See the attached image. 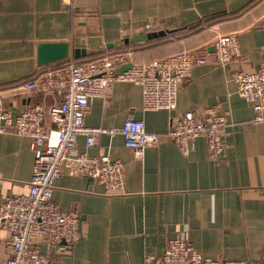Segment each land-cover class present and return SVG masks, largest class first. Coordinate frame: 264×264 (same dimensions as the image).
Here are the masks:
<instances>
[{"label": "crops", "instance_id": "0c3cea01", "mask_svg": "<svg viewBox=\"0 0 264 264\" xmlns=\"http://www.w3.org/2000/svg\"><path fill=\"white\" fill-rule=\"evenodd\" d=\"M263 17L264 0H0V109L17 115L41 105L53 128L61 97L25 85L66 61L127 53L149 64L194 53L209 62L183 81L175 110L144 111L141 88L116 83L108 98L90 102L86 125L119 129L132 118L165 135L183 114L202 115L208 107L229 121L216 160L205 137L188 156L168 139L138 156L122 135H103L89 152L125 164L124 191L107 196L96 181L64 166L53 201L79 214L82 238L70 248L41 241L46 264H155L176 237L213 259L264 264V123L254 122L252 105L233 81L236 71L255 72L264 61ZM229 34L238 36L241 55L220 67L213 43ZM46 43H67L85 55L71 52L65 61L40 65ZM77 148L85 150L84 137ZM34 162L30 138L0 133V205L8 195L28 193ZM8 240L2 230L0 264L10 257Z\"/></svg>", "mask_w": 264, "mask_h": 264}, {"label": "built area", "instance_id": "2783aa9c", "mask_svg": "<svg viewBox=\"0 0 264 264\" xmlns=\"http://www.w3.org/2000/svg\"><path fill=\"white\" fill-rule=\"evenodd\" d=\"M264 33V17L261 21ZM214 62L224 67L240 57L241 47L236 34L221 36L213 43ZM205 55L179 53L166 60L149 64L132 62L130 54H110L89 62L66 61L30 81L29 90L42 95L61 97L55 109V126L46 125V112L41 105H32L14 115L0 109V133H13L30 138L35 162L29 191L24 195H8L0 205V233L9 235L10 257L5 264H46L47 257L39 243L70 248L82 238L80 216L63 211L53 201L55 182L67 166L70 175L91 178L107 196L124 191L126 166L108 156H93L103 135H122L125 146L138 156L147 147L159 145L164 139L172 141L188 156L195 140L205 137L210 158L222 156L227 116L218 107H208L202 115L183 114L165 135L150 133L142 121L129 118L119 129L95 128L86 125L90 102L108 98L116 83H132L141 88L144 111H173L178 92L196 66L206 65ZM131 67L118 72L127 65ZM233 81L238 94L249 102L255 112L254 122L264 123V61L255 72L236 71ZM80 137L85 138V150L77 148ZM155 264H251L246 260H217L203 255L182 237L168 241L163 256Z\"/></svg>", "mask_w": 264, "mask_h": 264}, {"label": "water", "instance_id": "95a60500", "mask_svg": "<svg viewBox=\"0 0 264 264\" xmlns=\"http://www.w3.org/2000/svg\"><path fill=\"white\" fill-rule=\"evenodd\" d=\"M151 39L150 36L144 37L143 41ZM133 41H139L135 39ZM142 41V40H141ZM73 53L74 58L79 59L82 55H85L84 49H74L71 51L70 46L67 43H46L39 47L38 60L40 65H49L53 63H58L65 61L69 58L70 53ZM131 65H127L120 69L118 72L125 71L129 69Z\"/></svg>", "mask_w": 264, "mask_h": 264}]
</instances>
